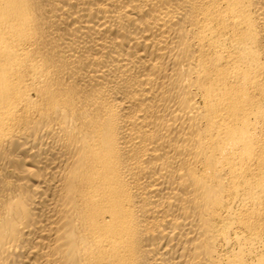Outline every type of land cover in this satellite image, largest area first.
<instances>
[{
    "label": "bare ground",
    "instance_id": "1",
    "mask_svg": "<svg viewBox=\"0 0 264 264\" xmlns=\"http://www.w3.org/2000/svg\"><path fill=\"white\" fill-rule=\"evenodd\" d=\"M0 264H264V0H0Z\"/></svg>",
    "mask_w": 264,
    "mask_h": 264
}]
</instances>
